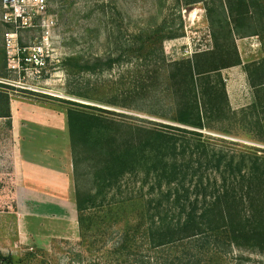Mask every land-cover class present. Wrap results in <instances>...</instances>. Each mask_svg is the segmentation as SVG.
Listing matches in <instances>:
<instances>
[{"label":"rangeland","instance_id":"rangeland-1","mask_svg":"<svg viewBox=\"0 0 264 264\" xmlns=\"http://www.w3.org/2000/svg\"><path fill=\"white\" fill-rule=\"evenodd\" d=\"M227 2L47 0L46 16L53 24L47 28L43 65L37 68L31 61L19 71L11 69L6 56L0 7V84L13 85L8 87L16 111L24 106L31 116L29 133L20 131L22 118H16L14 133H8L13 161L0 160V255L10 256L14 264H264V247L250 241L252 233L264 231V181L249 196L234 200L231 219L201 217L204 205L198 197L195 220L204 225L190 235L175 230L185 213L180 218L175 203H158L156 191L150 193L156 171L149 153L139 149L137 174L119 173L121 162L113 160V182L101 185V195L93 190L95 202L86 203L81 213L83 228L77 221L68 118L83 121L80 156L102 164L108 149L93 139L106 132L104 118L154 129L176 125L167 119L175 102L166 91L167 70L175 69L168 62L197 52L208 53L197 58L199 71L220 68L229 109L206 114L210 119L199 139L168 132L179 149L194 140L204 146L201 154L193 149V159L197 154H225L217 168L214 163L201 167L209 191L224 189L226 180L239 192L242 181L235 179L236 168L245 172L250 167L251 174L252 154L264 157V0L239 21L229 18ZM44 30L36 26L20 31L18 43L31 52ZM140 41L148 46L134 50ZM198 84L201 91L217 81ZM22 149L31 160L26 170L20 168ZM186 150L192 148L186 145ZM228 158H233L232 171ZM261 165L258 161L255 166ZM144 168H151L146 183L140 173Z\"/></svg>","mask_w":264,"mask_h":264},{"label":"trees","instance_id":"trees-1","mask_svg":"<svg viewBox=\"0 0 264 264\" xmlns=\"http://www.w3.org/2000/svg\"><path fill=\"white\" fill-rule=\"evenodd\" d=\"M259 0H228L226 9L228 10L229 18L232 21H239L243 19L247 13H251L255 5ZM150 33L147 34V38L150 41ZM139 42V41H138ZM142 46H148L147 42L140 41L139 45H136L134 50L139 51ZM151 54V51L150 53ZM205 51L197 52L193 54L191 58H182L178 61L168 62V66H174L175 69L167 70L166 81L168 86L166 91L175 98V102L172 105V111L167 119L175 122L176 125L162 124L163 129L148 128L145 126L133 125L131 123H117L118 121L112 118H104V125L107 128L103 135H97L93 139L94 144H98L103 148L108 149V158L100 165H96L88 157L80 156V138L83 132V121L80 118H68V134L69 145L71 154V166L72 175L74 179V195L76 210L78 211L77 221L79 226L83 228L86 223V218L83 216L84 205L86 203L93 204L95 202V195L92 194L93 190H98L99 195L102 193L101 185L109 187L113 182L115 175L111 173L115 162L117 160L121 162V170L119 173L135 175L139 166L138 149L149 153L151 160L150 167L155 170L153 182L148 185L150 193L156 191L158 203L165 201L169 205L175 203L179 208V217L185 213V218L181 222L178 220L175 230L190 231V235L195 231L198 232L202 229L201 223H197L195 220V212L197 202L201 197L200 202L204 207L199 213L201 217L209 218L213 215H219L224 218L231 219L234 214V200L240 199L243 195H250V193L256 188L262 181H264V165L255 166L258 161L264 163V157H258L255 153L251 156L252 170L250 174V167L247 171L243 172L240 167L234 171L236 174V180L241 179L242 184L239 187V192L235 190L232 181L224 180V189L219 190L215 187L211 191L203 183L201 175V167L205 163L215 164L217 168L224 155L211 154L204 157L197 154L193 159L194 151L201 154L205 152L204 146H201L196 140L195 144L190 142L187 144H179L172 134L168 131L172 130L185 133L187 135L199 139L202 136L200 130L207 126L206 114L215 116L217 114H224L228 111V100L225 91V82L219 72L218 66L213 67L211 71H199L197 58L203 55H207ZM148 56V55H147ZM146 57V56H145ZM137 56V59L144 58ZM110 59V57L108 58ZM96 60H100L97 58ZM151 65V64H150ZM147 69H145L146 73ZM153 72L149 70V74ZM143 77V76H142ZM151 76L146 78V81ZM214 78L217 81V85H212L207 90L199 91L196 87L201 80H211ZM200 80V81H199ZM220 100V101H218ZM218 101V102H217ZM230 111V110H229ZM118 132V133H117ZM121 132L120 138L117 134ZM95 136V135H94ZM186 142V141H185ZM186 145L192 150L187 151ZM258 150H255L256 152ZM188 152V154H186ZM147 158V154L144 158ZM137 158V159H136ZM259 159V160H258ZM146 160V159H145ZM243 162H245L243 160ZM226 163V162H225ZM233 158H228L226 165L229 171L233 170L232 167ZM255 164V165H254ZM91 167V168H90ZM151 168H144L140 173L143 175V183L148 181L151 173ZM261 168V170H260ZM89 169V170H88ZM212 170V169H211ZM91 173V174H90ZM108 173V174H107ZM104 174L110 175L104 177ZM86 182L88 183L87 187ZM190 189H189V187ZM189 196L193 198L189 200ZM172 197V198H171ZM182 200H187V204H184ZM223 206V208H222ZM226 213V215H224ZM162 225V224H161ZM208 225V224H207ZM163 226H160V229ZM169 229L170 236H173L172 228L165 226L164 231ZM151 230V228L149 229ZM255 245L264 247V231L252 233L250 237ZM161 243H165L161 240ZM0 264H14L10 256L0 255Z\"/></svg>","mask_w":264,"mask_h":264},{"label":"built area","instance_id":"built-area-1","mask_svg":"<svg viewBox=\"0 0 264 264\" xmlns=\"http://www.w3.org/2000/svg\"><path fill=\"white\" fill-rule=\"evenodd\" d=\"M1 21L6 26L3 33L6 56L11 69L18 71L24 64L33 61L37 68L43 65L45 45L48 41V27L53 24L51 17L46 16L47 0H0ZM41 26L45 28L41 43L29 47L18 43L20 31Z\"/></svg>","mask_w":264,"mask_h":264},{"label":"crops","instance_id":"crops-1","mask_svg":"<svg viewBox=\"0 0 264 264\" xmlns=\"http://www.w3.org/2000/svg\"><path fill=\"white\" fill-rule=\"evenodd\" d=\"M4 85V86H3ZM13 87V85L9 83L2 82L0 84V133L2 134L1 139L4 142V148L0 149V160L5 161L7 164L9 161H13L14 159V150L8 149L7 145V139H8V133H14L15 125H16V118H22L19 122L20 124V131L23 135H26V132L29 133L30 130V115L25 113L26 108L24 106L19 107L18 111H16V104L14 101V95L10 94L9 87ZM228 85H226L227 87ZM226 93H228V89L226 90ZM2 146V147H3ZM20 157V168L22 170L29 169L31 167V160L28 158V160L25 159V150L22 149L21 152H19Z\"/></svg>","mask_w":264,"mask_h":264}]
</instances>
